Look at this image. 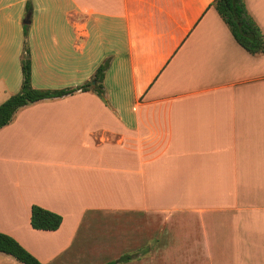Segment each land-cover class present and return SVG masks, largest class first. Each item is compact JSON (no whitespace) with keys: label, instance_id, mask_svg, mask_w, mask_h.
Wrapping results in <instances>:
<instances>
[{"label":"crops","instance_id":"crops-1","mask_svg":"<svg viewBox=\"0 0 264 264\" xmlns=\"http://www.w3.org/2000/svg\"><path fill=\"white\" fill-rule=\"evenodd\" d=\"M213 1L0 0V104L21 89L25 47L43 89L92 83L110 59L107 101L77 91L0 128V232L76 264L82 225L139 212L118 264H264V54ZM245 3L264 33V0ZM33 204L61 226L33 228ZM106 236L90 250L117 245Z\"/></svg>","mask_w":264,"mask_h":264},{"label":"trees","instance_id":"trees-1","mask_svg":"<svg viewBox=\"0 0 264 264\" xmlns=\"http://www.w3.org/2000/svg\"><path fill=\"white\" fill-rule=\"evenodd\" d=\"M214 5L220 16L230 28L237 42L251 54H264V33L249 13L245 0H214ZM22 57V86L21 89L10 95L0 104V128L13 121L17 111L22 107L38 101L63 97L77 91L93 90L105 101L104 78L110 66V59L104 60L95 71V86L86 82L76 88L69 89H43L36 88L32 84L31 59L28 49L24 48ZM63 221L61 214L33 204L31 208V225L39 230H57ZM0 251L12 255L23 264H44L37 256L24 247L13 236L0 232ZM130 256L125 255L118 262L127 261ZM108 264H116L112 261Z\"/></svg>","mask_w":264,"mask_h":264},{"label":"rangeland","instance_id":"rangeland-1","mask_svg":"<svg viewBox=\"0 0 264 264\" xmlns=\"http://www.w3.org/2000/svg\"><path fill=\"white\" fill-rule=\"evenodd\" d=\"M103 99V98H102ZM104 100V99H103ZM105 101V100H104ZM141 213L139 212H126L120 217H125L126 219L121 220H116V218L112 217L113 215L110 214H101L103 218H108L106 222L104 223H95L93 225L87 223L82 225V229L80 230V234H86L84 240L87 241L88 245H86L80 253V255L76 256L77 259L75 258L74 254H71L69 257H74L76 260V264H108L112 261H115L116 264L120 263L118 262V259H120L121 252L124 249V246L118 245L119 242H123V238L129 241H134V236L137 233L138 230V222H136V217H138ZM131 218L133 220L131 221ZM135 218V219H134ZM109 220V221H108ZM165 225L164 223H148L147 228L145 231L148 233V231H160L161 228ZM181 225V224H179ZM152 226V228H150ZM181 230V227H178ZM110 233V234H109ZM105 234H108L109 237L112 240H116L117 245L115 246H108L101 248L98 246H95L94 248L92 247V251L89 248L90 243L96 242L99 238L101 240H105L104 238H108L107 236L105 237ZM125 240V241H126ZM68 252H73V251H68ZM128 256L134 257L131 254H127ZM125 256V255H124ZM49 264V262L47 263Z\"/></svg>","mask_w":264,"mask_h":264},{"label":"water","instance_id":"water-1","mask_svg":"<svg viewBox=\"0 0 264 264\" xmlns=\"http://www.w3.org/2000/svg\"><path fill=\"white\" fill-rule=\"evenodd\" d=\"M92 83L95 84L96 83V80L94 79Z\"/></svg>","mask_w":264,"mask_h":264}]
</instances>
